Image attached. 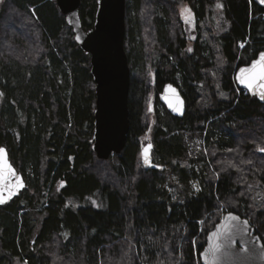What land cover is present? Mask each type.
<instances>
[{
  "label": "trees",
  "instance_id": "trees-1",
  "mask_svg": "<svg viewBox=\"0 0 264 264\" xmlns=\"http://www.w3.org/2000/svg\"><path fill=\"white\" fill-rule=\"evenodd\" d=\"M81 2L88 32L98 0ZM184 4L200 21L222 6L229 28L216 43L227 61L222 81L228 100L214 95L205 104L199 85L213 87L215 53L201 39L190 52L178 17ZM146 6V0H127L128 143L121 155L101 160L93 151L91 56L56 1L0 4V149L7 148L27 182L19 197L0 206V264H201L207 236L222 219L216 214L221 205L248 219L264 242V208L248 186L256 180L264 187V104L233 80L236 68L264 52V7L252 0H151L157 57L149 64ZM169 83L186 100L183 118L160 100ZM152 98L153 126L147 123ZM149 132L154 161L165 170L142 165L141 138ZM203 134L218 178L207 163L200 170L185 165L205 160L190 159L188 142ZM169 174L178 179L176 200Z\"/></svg>",
  "mask_w": 264,
  "mask_h": 264
},
{
  "label": "water",
  "instance_id": "water-1",
  "mask_svg": "<svg viewBox=\"0 0 264 264\" xmlns=\"http://www.w3.org/2000/svg\"><path fill=\"white\" fill-rule=\"evenodd\" d=\"M264 7V0H252ZM67 23L74 30L76 42L91 56L96 83V111L93 151L101 160L121 155L130 131L129 97L131 68L126 51L127 0H98L94 28L85 31L80 17L81 0H56ZM236 83L264 104V52L249 65L237 70ZM160 100L175 117L187 112L186 100L176 85L165 86ZM151 100L149 112L154 113ZM142 145V165L146 170H165L154 161V144L147 137ZM27 188L24 176L10 160L7 148L0 149V206L11 203ZM201 264H264V242L251 222L237 213H227L208 234L200 254Z\"/></svg>",
  "mask_w": 264,
  "mask_h": 264
},
{
  "label": "rangeland",
  "instance_id": "rangeland-1",
  "mask_svg": "<svg viewBox=\"0 0 264 264\" xmlns=\"http://www.w3.org/2000/svg\"><path fill=\"white\" fill-rule=\"evenodd\" d=\"M4 0H0V4ZM146 9L144 10L143 18L145 22V41L147 43L148 51H151L150 57H149V64L152 60L153 57H155L156 60V52H152L154 50L155 46V32L152 26V14L151 10H149V6L151 5V0H146ZM179 22H183L184 26V32H185V37L188 40V45H189V50L190 52H193V45L197 43L199 39L203 40L206 42L208 45H210L215 53V67L212 69V76H213V87L210 89L205 88V84L200 83L199 87H203V89L200 91L203 94V97L205 99V104H211L213 96L217 95L218 98L228 100L230 98V94L226 92L224 88V84L222 81V71L225 69L227 65V61L224 58L222 54V49L219 45V43H216V40L218 36L222 35L225 33L228 28L229 24L225 20L223 12H222V6L220 4L215 5L212 8V11H209L207 14V19L205 21H200L197 13L187 4L181 5L179 8ZM195 26V27H194ZM236 67V66H235ZM148 71H150V76L154 73L155 70L153 68H150V65L148 67ZM237 71V68L236 70ZM233 74V80L236 83V74ZM237 73V72H236ZM237 84V83H236ZM237 86V85H236ZM238 88V86H237ZM155 112L150 113V115L147 118V123L151 126L155 125L157 122V113H156V105H154ZM149 107L150 103L148 104L147 110L149 112ZM149 136L150 141L154 144L153 137L150 136V132L147 135H143L141 138L142 145H147V137ZM189 146H190V159L191 160H200V158L205 157V160L198 164H194L193 162L187 161L186 167L192 168V166L196 165V168L200 170L202 165L204 163H207L210 168H211V173L215 177L218 178L219 172L215 169L212 159L210 156V150L207 145V141L205 140L204 134L202 136H197L193 139L188 138ZM260 153L264 154V149L260 150ZM201 164V165H200ZM168 178L171 181L170 187L171 191L175 197V200L177 199V194H178V189L177 184H178V179L175 175L169 174ZM249 186L250 192L252 193V196L254 200L258 203V205L261 208H264V187L257 182L256 180H251ZM195 190H198V184L195 183ZM60 188V186H59ZM248 196V195H247ZM249 197V196H248ZM90 202L98 207L100 204L98 203L97 199H90ZM254 208V207H253ZM229 209L225 207L224 205H221L219 211H217L216 214L220 215L222 219L225 217L227 213H229ZM212 217V216H210ZM221 219V220H222ZM204 223H201V228L203 229ZM201 229V231H202ZM54 251L55 249H51L49 253H52L51 251ZM56 252V251H55ZM53 252V254L55 253Z\"/></svg>",
  "mask_w": 264,
  "mask_h": 264
},
{
  "label": "built area",
  "instance_id": "built-area-1",
  "mask_svg": "<svg viewBox=\"0 0 264 264\" xmlns=\"http://www.w3.org/2000/svg\"><path fill=\"white\" fill-rule=\"evenodd\" d=\"M51 1H56V0H51Z\"/></svg>",
  "mask_w": 264,
  "mask_h": 264
},
{
  "label": "flooded vegetation",
  "instance_id": "flooded-vegetation-1",
  "mask_svg": "<svg viewBox=\"0 0 264 264\" xmlns=\"http://www.w3.org/2000/svg\"><path fill=\"white\" fill-rule=\"evenodd\" d=\"M194 27H195V26H194ZM151 100H153V98H152Z\"/></svg>",
  "mask_w": 264,
  "mask_h": 264
}]
</instances>
